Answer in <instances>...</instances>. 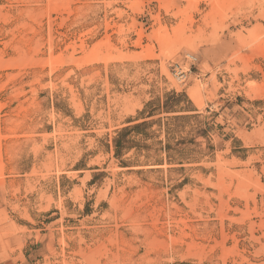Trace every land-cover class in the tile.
Masks as SVG:
<instances>
[{
	"label": "rangeland",
	"instance_id": "obj_1",
	"mask_svg": "<svg viewBox=\"0 0 264 264\" xmlns=\"http://www.w3.org/2000/svg\"><path fill=\"white\" fill-rule=\"evenodd\" d=\"M0 264H264V0H0Z\"/></svg>",
	"mask_w": 264,
	"mask_h": 264
},
{
	"label": "trees",
	"instance_id": "obj_2",
	"mask_svg": "<svg viewBox=\"0 0 264 264\" xmlns=\"http://www.w3.org/2000/svg\"><path fill=\"white\" fill-rule=\"evenodd\" d=\"M177 95H178V99L176 101L170 102V101L166 100L163 103V106H164L166 111L172 112V111H177V110H181L182 109L181 107H178V104L180 103V101H181L180 97L183 94H177ZM150 114H152V113H150ZM142 125H145V122L137 124L134 127L137 128V127H141ZM124 131H126V130H124ZM115 145H116V147L121 148L123 146L122 139L121 138L116 139Z\"/></svg>",
	"mask_w": 264,
	"mask_h": 264
},
{
	"label": "built area",
	"instance_id": "obj_3",
	"mask_svg": "<svg viewBox=\"0 0 264 264\" xmlns=\"http://www.w3.org/2000/svg\"><path fill=\"white\" fill-rule=\"evenodd\" d=\"M181 77H185V75H182V74H181Z\"/></svg>",
	"mask_w": 264,
	"mask_h": 264
}]
</instances>
